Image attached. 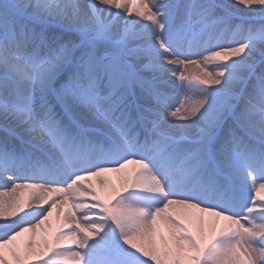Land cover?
I'll return each instance as SVG.
<instances>
[{"label":"snow or ice","instance_id":"1","mask_svg":"<svg viewBox=\"0 0 264 264\" xmlns=\"http://www.w3.org/2000/svg\"><path fill=\"white\" fill-rule=\"evenodd\" d=\"M0 264H264V0H0Z\"/></svg>","mask_w":264,"mask_h":264},{"label":"bare ground","instance_id":"2","mask_svg":"<svg viewBox=\"0 0 264 264\" xmlns=\"http://www.w3.org/2000/svg\"><path fill=\"white\" fill-rule=\"evenodd\" d=\"M191 71H193V72H196V71H198V70H196V69H191ZM109 176H110V178L114 181V182H119V179L120 178H118L117 176H115V175H111V174H109ZM95 182V181H94ZM28 191H30V190H24V192L25 193H27ZM52 220L54 221V225H53V223H52ZM51 223H52V225H53V227H55L56 226V224H57V221H56V214H55V212H54V214H53V217L51 218ZM47 224L44 226L45 228H47ZM38 231H42V230H38ZM24 237H21L20 238V242L21 243H23V241H24Z\"/></svg>","mask_w":264,"mask_h":264},{"label":"rangeland","instance_id":"3","mask_svg":"<svg viewBox=\"0 0 264 264\" xmlns=\"http://www.w3.org/2000/svg\"><path fill=\"white\" fill-rule=\"evenodd\" d=\"M116 175L120 177V174H116Z\"/></svg>","mask_w":264,"mask_h":264}]
</instances>
